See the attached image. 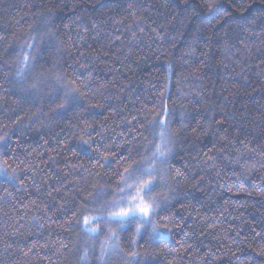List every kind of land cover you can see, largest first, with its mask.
I'll return each mask as SVG.
<instances>
[{
    "label": "snow or ice",
    "instance_id": "snow-or-ice-1",
    "mask_svg": "<svg viewBox=\"0 0 264 264\" xmlns=\"http://www.w3.org/2000/svg\"><path fill=\"white\" fill-rule=\"evenodd\" d=\"M221 3L222 0H204L202 4H198L196 0H167V4L182 9V12L173 16V19L179 15L185 17L181 21V28H192L188 33L192 38L186 41V50L181 54L182 60L187 57L183 60L185 65L197 60L202 66L207 65L213 55L212 46L216 45L226 60L224 70L227 71V63L235 64L240 61L239 53L233 52L234 48L239 49L253 35L264 37V0H259V8L255 7V0L250 3H245L244 0H228L230 7L223 12L220 11ZM127 7L135 8V0L128 3ZM202 10L211 15H203ZM233 10H238L242 15H235ZM54 16L55 13L51 9L40 14L38 22L29 25V33L19 43L11 64L7 61L0 63V67H8L6 82L13 93L35 108V111L27 116L18 115L14 109L0 118L7 121L0 122V187L4 188L0 194V205L12 201L10 207L15 213L12 223L5 220L3 229L0 230L2 254L9 260L12 255H16L23 259L24 264H60L46 255L51 250V244L55 247L53 256L60 257L65 253L75 256L74 264H110L115 257H119L122 264H155L149 257L158 256L164 250L158 249L155 253L146 251L142 256L138 251L141 240L146 238V243L152 244L158 243L161 237H166L171 242L174 233L182 234V239H188L190 236L188 232H183V220L176 224L175 214L170 211L179 199L178 182L184 177V171L172 166L178 133L172 130L171 125L177 116V109L170 107L167 99L168 84L172 76L176 75V66L171 60L163 66L167 83L159 94V103L151 108L141 105L134 109L135 115L132 114L133 109L125 113L128 104L134 103L131 94L125 102L124 93L128 85L120 86V94L115 98L105 95L116 87L114 81H105L92 89L97 73L91 70L92 63L87 61L84 52H77V58L68 65L73 69L72 78L68 77L67 70L61 69L59 60L49 64L44 58L45 53L52 49L57 56H62L64 51L54 27ZM196 20H200V23L196 24ZM72 23L84 33L89 31V23L83 16H76L71 23L65 24L64 28L71 30ZM97 27L98 22L91 23V29L95 30ZM136 28L137 30H132L131 26L129 27L132 32L130 39L133 42L141 40L145 32V28L139 24ZM205 32L211 34L206 36ZM151 33L159 40L167 37V31L156 27L151 28ZM180 35L183 36L184 33L181 32ZM3 39L4 37L0 36V40ZM115 39L120 40L121 37L117 36ZM132 55L130 49L124 59L130 60ZM104 56L106 57L107 53H104ZM45 64H48L47 68ZM257 67H264V56ZM243 71L244 69H241V72ZM89 95L90 99L96 102L82 106L81 100ZM188 95L190 94L187 92L181 93L182 98H187ZM191 95L193 98H203L200 91ZM37 100L47 101L50 105L48 110H44L43 104L37 105ZM228 102V97L221 101L223 104ZM71 107L82 108L81 115L84 112L90 113V109H99L104 115L102 120L93 118L90 121L79 120L77 123L69 121L67 124L73 137L79 139V143L72 149L74 156L83 150L82 146H87L84 156L91 163L89 176L95 179L94 183L85 184L76 191L79 201L74 200L71 209H63L66 216L69 211L71 215L60 227L69 225L78 229L77 237L69 247V244L62 240H51L50 231L47 238L43 237L45 223L41 221L47 222L50 227L55 223V217L50 213L58 214L61 211L54 207V200L53 205L40 206V197L45 195L44 185L48 187L47 197H52L53 191L59 194L61 189L52 187L51 178H46L43 183L38 180L39 171L25 164L23 160H18L13 145L34 126L42 131L47 126L46 122L62 120ZM205 111L212 114L202 115L200 120H196V126L191 128L194 136L209 133L216 136L228 120L234 118L230 110H218L210 102ZM178 115L181 129L188 127L183 123L185 120L195 119L190 117L183 106ZM13 116L15 119H12ZM231 126L238 129L232 139H229L227 134L219 136L200 163L208 166L206 172H215L219 178L223 175V169L218 170L217 162H226V167L239 169L233 175L243 180L256 170H264V143L255 144L253 140L241 139L243 129L235 123ZM117 127L122 130L116 132ZM124 128L127 130H123ZM63 131L64 129H61V132ZM221 143L225 144V147H217ZM125 148L126 154L120 155ZM113 161H116L117 166L107 174V179H104L103 170L109 168ZM66 167L84 169L85 164H66ZM29 171L31 175L26 176L25 173ZM62 179L63 177H57L55 182L60 183ZM203 180L204 176L201 175L198 182L191 187L198 188ZM227 187L231 190L232 185ZM260 187L264 189V183ZM257 195H264V192H258ZM29 196L36 198L28 199ZM261 206L264 207V204ZM26 208H34L36 212L28 216L24 212ZM162 213L166 214L161 215ZM0 214L11 219L3 207H0ZM41 239H44L43 244ZM125 239L127 242L122 246L121 242ZM248 239V236H241L239 231L231 238V247L235 248V251L225 255L230 257L232 264H241L244 244ZM251 240L259 241L254 251L264 256V228H253ZM193 247L192 244H181L185 251H191ZM126 248L130 250L126 251ZM195 251L199 253L201 249L197 248ZM199 259L204 264H218L220 257L216 255V250L209 249L204 251ZM0 264H3L2 260ZM169 264H174V261ZM243 264H251V261Z\"/></svg>",
    "mask_w": 264,
    "mask_h": 264
},
{
    "label": "trees",
    "instance_id": "trees-1",
    "mask_svg": "<svg viewBox=\"0 0 264 264\" xmlns=\"http://www.w3.org/2000/svg\"><path fill=\"white\" fill-rule=\"evenodd\" d=\"M131 2L132 0H126V2L121 0H0V36L4 37L0 40V63L7 61L11 64L15 59V51L19 43L29 33V25L38 22L39 15L51 9L55 13L54 27L57 29V37L62 42L64 51L62 56H57L52 49L45 53L44 58L49 61V64L59 60L61 69L67 70L68 77L72 78L73 69L68 65L77 58V52H84L87 61L92 63L91 70L97 73L92 89L105 81H114L116 87L105 95L115 98L120 94V86L128 85L124 99L127 102L131 94L134 103L128 104L125 113L133 109L132 114L135 115V108L141 105L151 108L159 103V94L167 83L163 66L171 60L176 66V75L172 76L168 84L167 99L169 106L177 109V116L171 128L178 133L172 166L174 169L180 168L184 171V177L178 182L179 199L172 205L170 211L175 214L176 224L183 220V232H188L190 236L188 239H182V234L174 233L171 242L166 237H161L158 243L152 244L146 243L145 238L140 241L138 251L143 256L146 251L155 253L156 250L163 249L164 251L158 256L149 257L155 261V264H169L170 261H174V264H204L199 256L203 255L204 251L213 249L220 257L218 264H232L230 257L225 253L235 251V248L231 247V238H234L239 231L241 236L249 237L244 244L241 264L249 260L251 264H264V256L254 251L259 241L251 240L253 228L257 230L264 228L262 223L264 207L261 206L264 204V195H257L258 192H264V189L260 187L264 183V170H256L241 180L233 175L234 172L239 171L238 168L226 167V162L218 161V170L223 169V175L218 178L215 172H206L208 166L200 163L219 136L227 134L228 138L232 139L238 131L231 126L234 123L243 129L241 139L253 140L255 144L264 143V67H257L261 57L264 56V37L253 35L239 49L234 48L233 52L239 53L240 61L235 64L227 63V71L224 70L226 60L219 53L216 45L212 46L213 55L207 65L202 66L199 60L185 65L183 60L187 57L182 60L181 54L186 50V41L192 38L188 34L192 28L191 26L181 28V21L185 19L183 15L173 19L175 13L182 12V9L167 4V0H135L136 7L128 9L127 4ZM196 2L202 4L204 0H196ZM244 2L250 3L251 0H244ZM260 6L259 0H255V7ZM229 7L228 0H222L220 11L223 12ZM233 11L235 15H242L238 10ZM202 14L211 15L203 10ZM76 16H83L88 21L87 33L78 30L74 23L71 25V30L64 28V25L71 23ZM92 22H98L95 30L91 29ZM195 23L199 24L200 20H196ZM137 24L144 27L145 32L141 40L133 42L130 39L132 32L129 31V27L137 30ZM153 27L167 31V37L163 40L156 39L151 33ZM181 32L184 33L183 36L180 35ZM137 34L140 35L139 32ZM210 34L205 32L206 36ZM117 36L121 39L116 40ZM130 49L133 55L126 61L124 57ZM104 53H107L106 57ZM70 56L71 59H69ZM44 66L47 68L48 64ZM241 69L244 71L241 72ZM7 71V65L0 67V118L14 109L17 110L18 115H30L35 108L13 93L6 82ZM196 91L202 92L203 98L200 96L193 98L191 94ZM185 92L190 95L182 98L181 93ZM224 97L229 98L227 104L221 103ZM95 102L90 99V95L81 100L82 106ZM209 102L218 110H230L234 118L229 119L216 136L211 133L194 136L191 128L196 126V120H200L202 115L212 114L205 111ZM40 104H43L45 111L50 107L47 101L37 100V105ZM182 106L189 112L190 117H195L183 122L188 125L184 129L180 128L178 115ZM81 112L82 108L71 107L62 120L54 119L46 122L47 126L42 131L34 126L25 132L17 144L13 145L17 159L23 160L25 164L39 171L38 180L43 183L46 178H51L52 187L61 189L59 194L53 191L52 197H47L48 187L44 185L45 195L40 197V206L53 205L54 200V207L61 211L58 214L50 213L55 217V223L50 227L47 222L41 221L45 223L43 237L47 238L50 231L51 240H62L68 243L69 247L76 239L78 229L69 225L60 227L71 215L69 211L66 216L63 209H71L73 201H79L76 191L85 184L94 183L95 179L89 176L91 163L84 156L87 146H82L83 150L74 156L72 149L79 143V139L73 137L67 124L69 121L77 123L79 120L90 121L93 118L102 120L104 115L99 109H90V113L84 112L83 115ZM12 119L15 117L13 116ZM0 122L7 121L0 119ZM61 129L64 131L61 132ZM121 130L120 127L116 128V132ZM13 139L15 140L16 137L14 136ZM217 147H225V144H218ZM126 152L127 148L123 149L120 155ZM29 153H31L30 157ZM94 162L93 160L92 163ZM80 163L85 164L84 169L66 167V164ZM116 166V161H113L109 168H105L103 178L107 179V174ZM25 175L30 176L31 172H26ZM201 175L204 176V180L200 182L198 188H192L191 186L198 182V177ZM57 177H63L60 183L55 182ZM64 185L67 186L64 187ZM227 185H232L231 190ZM3 190L4 188L0 187V194ZM35 198V196L28 197V199ZM11 203L12 201H9L6 205H0L11 217L9 219L0 214V230L3 229L5 220L12 223L15 218V213L10 207ZM24 212L31 216L36 209L26 208ZM36 214L39 215V213ZM164 214L166 213L161 215ZM40 242L43 244L44 239ZM126 242V239L123 240L122 246ZM181 244H192L193 250L185 251L181 248ZM49 248L51 250L46 255L54 262L74 264L75 256L67 253L60 257L53 256L55 247L49 244ZM197 248L201 249L199 253L195 251ZM0 260L3 264H24L23 259L16 255H12L10 260L5 258L2 248H0ZM110 264H122V261L119 257H115Z\"/></svg>",
    "mask_w": 264,
    "mask_h": 264
}]
</instances>
